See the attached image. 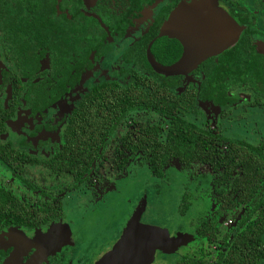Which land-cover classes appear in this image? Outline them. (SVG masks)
<instances>
[{
	"label": "flooded vegetation",
	"instance_id": "obj_1",
	"mask_svg": "<svg viewBox=\"0 0 264 264\" xmlns=\"http://www.w3.org/2000/svg\"><path fill=\"white\" fill-rule=\"evenodd\" d=\"M195 13L225 47L187 62L165 27ZM171 141L207 161L162 155ZM169 169L177 215L194 208L171 264H223L240 240L264 264V0H0V264H88L64 204Z\"/></svg>",
	"mask_w": 264,
	"mask_h": 264
},
{
	"label": "rangeland",
	"instance_id": "obj_2",
	"mask_svg": "<svg viewBox=\"0 0 264 264\" xmlns=\"http://www.w3.org/2000/svg\"><path fill=\"white\" fill-rule=\"evenodd\" d=\"M182 175L181 171L169 169L166 183L155 185L148 176L142 174L134 178H118L114 179L112 189L96 201L89 198L86 202H80L71 198L64 204L66 222L62 224V233H71L88 264H95L109 252L108 249L115 246L121 230L127 229L131 221L135 220L133 216L138 215V223L145 222L141 223L143 226L167 233L180 225L185 226L194 208L192 206L185 217L176 213L178 187L185 181ZM176 235L173 237L168 233L164 250L156 251L152 264H171L174 261L166 257L180 247L173 244L182 235L186 236L187 241V234Z\"/></svg>",
	"mask_w": 264,
	"mask_h": 264
},
{
	"label": "water",
	"instance_id": "obj_3",
	"mask_svg": "<svg viewBox=\"0 0 264 264\" xmlns=\"http://www.w3.org/2000/svg\"><path fill=\"white\" fill-rule=\"evenodd\" d=\"M219 19V16L215 13L211 16L195 13L188 20V24L183 27L178 15H173L167 22V26L165 25V29L167 28L169 32H175L177 36L185 40L183 42L186 45L185 57L186 61L190 62L203 51H206V55H209L216 51L219 52L225 47V43L219 42L218 39L220 28L219 25L215 24V20ZM196 46L204 49L195 51L193 49ZM176 70L177 67L164 69L168 72ZM167 236L166 231L145 227L140 225L137 220H132L120 240L98 264H152L156 251L162 252L164 250ZM183 236H179L178 242L173 246L176 244L178 246L184 245L186 236Z\"/></svg>",
	"mask_w": 264,
	"mask_h": 264
},
{
	"label": "trees",
	"instance_id": "obj_4",
	"mask_svg": "<svg viewBox=\"0 0 264 264\" xmlns=\"http://www.w3.org/2000/svg\"><path fill=\"white\" fill-rule=\"evenodd\" d=\"M83 123H89V120L91 117L89 115L83 116ZM172 138V136L169 137V140ZM171 145L174 146V148L170 147ZM170 146L162 148V149H157L162 155L167 156L169 153L172 151H175L174 155L179 156L180 159H182L186 164L190 162V160H199L202 162L207 161L205 157L206 151L204 150V145L194 147L193 150L189 149L187 146V142L184 144V147L179 146V144L176 141H171ZM232 156L236 157L235 154ZM189 160V161H188ZM233 160H231L228 165H232ZM227 166V167H229ZM245 240V239H244ZM254 243L245 240V241H236L234 242V245L232 248L229 250L227 258H225V261L223 264H244L245 260L250 262L248 258L251 257V254L253 252V247ZM244 246V247H243ZM249 255V257H248ZM176 264H208L205 261H189L186 257L179 259Z\"/></svg>",
	"mask_w": 264,
	"mask_h": 264
}]
</instances>
